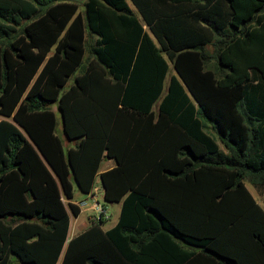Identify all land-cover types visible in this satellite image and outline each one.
<instances>
[{"label": "trees", "instance_id": "trees-1", "mask_svg": "<svg viewBox=\"0 0 264 264\" xmlns=\"http://www.w3.org/2000/svg\"><path fill=\"white\" fill-rule=\"evenodd\" d=\"M96 176L117 219L68 236ZM244 181L264 0H0V264H264Z\"/></svg>", "mask_w": 264, "mask_h": 264}, {"label": "rangeland", "instance_id": "rangeland-1", "mask_svg": "<svg viewBox=\"0 0 264 264\" xmlns=\"http://www.w3.org/2000/svg\"><path fill=\"white\" fill-rule=\"evenodd\" d=\"M81 2V1H79ZM132 7V6H131ZM170 71V69H169ZM171 72V71H170ZM70 81V79H69ZM102 165H100V168H102ZM245 185L247 187V189L249 190V192L252 194V196L260 203L262 204V199L264 198V186L261 188L256 187L255 185H252L250 182L248 181H244ZM97 184H99L98 180L96 182ZM86 198L85 194H82L81 192H79L76 188H74V200H82ZM86 203L82 206V211L80 212V214L77 217H72L70 216V223H69V229H68V236H70L72 234V231L74 230V226H76L77 224H79L82 220H84V218H86V216L90 213L89 210V206L91 204V200L90 199H85ZM107 210H108V219L102 221L101 223V227L102 228H107L108 226H111L112 224H114V222L116 221L117 218V214H118V204L115 202L112 203H107ZM89 218L87 217V224H88ZM86 224V226H87ZM85 225L82 227V229L84 227H86Z\"/></svg>", "mask_w": 264, "mask_h": 264}, {"label": "built area", "instance_id": "built-area-1", "mask_svg": "<svg viewBox=\"0 0 264 264\" xmlns=\"http://www.w3.org/2000/svg\"><path fill=\"white\" fill-rule=\"evenodd\" d=\"M101 187L100 185H95L92 190L87 193L85 196L86 198L79 200L75 202L79 207H82L86 202L85 199H90L91 204L88 207L90 210V213L88 214V218L90 221H96V220H106L108 219V210L106 204H104V201L102 200V194H101Z\"/></svg>", "mask_w": 264, "mask_h": 264}, {"label": "crops", "instance_id": "crops-1", "mask_svg": "<svg viewBox=\"0 0 264 264\" xmlns=\"http://www.w3.org/2000/svg\"><path fill=\"white\" fill-rule=\"evenodd\" d=\"M131 6V5H130ZM132 9L134 10V8L132 7ZM66 143H67V141H65ZM102 163H103V166H102V168H100L99 167V171H102V170H104V169H107V168H109V167H111L112 165H113V161H112V159H106V160H103L102 162H101V164L100 165H102ZM95 180H96V182H97V180H98V177L96 176V178H95ZM95 182V185H98L97 183ZM101 194H102V192H101ZM74 200V199H73ZM77 201H79V200H74V202H77ZM115 203H117L118 204V212H119V206H120V204L118 203V202H115ZM107 206V205H106ZM108 208V207H107ZM82 211V207H80V211H79V213H78V215L80 214V212ZM77 215V216H78ZM76 216V217H77ZM117 216H118V214H117ZM87 217H88V215L86 216V218H84V220H82L79 224H77L76 226H74V230L72 231V234L71 235H74V234H76V233H78V232H80L81 230H83L82 229V227L85 225L86 226V224H87ZM75 218V217H74ZM117 219V218H116ZM115 223V222H114ZM113 225V224H112ZM111 225V226H112ZM110 226H108L107 228H109ZM107 228H103V229H107ZM70 235V236H71Z\"/></svg>", "mask_w": 264, "mask_h": 264}, {"label": "water", "instance_id": "water-1", "mask_svg": "<svg viewBox=\"0 0 264 264\" xmlns=\"http://www.w3.org/2000/svg\"><path fill=\"white\" fill-rule=\"evenodd\" d=\"M79 1H81V0H79Z\"/></svg>", "mask_w": 264, "mask_h": 264}]
</instances>
